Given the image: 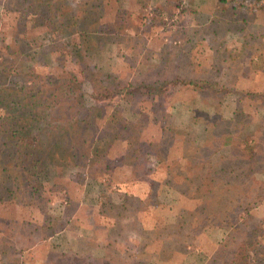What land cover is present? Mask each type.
<instances>
[{
  "label": "rangeland",
  "instance_id": "rangeland-1",
  "mask_svg": "<svg viewBox=\"0 0 264 264\" xmlns=\"http://www.w3.org/2000/svg\"><path fill=\"white\" fill-rule=\"evenodd\" d=\"M22 1L0 0V13L3 8L13 13ZM77 1L69 0V6L74 9ZM96 1L100 6L92 32L99 34L100 18L106 15L107 5ZM128 1L121 0L122 5H130ZM140 3L147 12L143 34H104L92 37L79 49L86 102L93 101L88 98L95 91L92 82L101 77L102 83L107 82L104 77L110 72L123 73L125 83L154 80L150 83L159 92L157 107H164L170 124L195 140L191 145L196 151L190 157L205 162L220 189L210 198L185 181L177 187L163 184L147 202L127 183L96 181L90 185L86 180L76 187L71 185L75 197L71 201L64 200L63 191L50 200L44 193H31L27 209H16L19 215L27 216L23 224L12 222L10 203L0 201V249L8 245L11 252L2 251L0 262L47 264L51 259V264H220L218 244L234 226L254 230L260 225L264 232V134H257L254 128L259 121L260 131L264 129V0H185L187 8L182 9L176 6V0ZM55 22L64 31L63 36L44 40L26 65L49 69L58 63L52 53L68 48L74 28L69 14L57 16ZM165 76L175 83H168ZM111 79L108 76V81ZM149 104L146 101L145 108ZM238 104L245 118L251 120L239 129L235 120ZM105 108L106 117L95 135L94 148L98 151L113 143L125 118L132 114L119 95L107 100ZM135 119L132 116L130 120ZM207 120L215 128L211 136L207 135ZM241 133L256 151L252 168L249 160L237 154V142L224 144L219 137L228 134L238 140ZM151 148L148 158L154 161L158 159L153 154L156 148ZM111 149L114 151L113 146ZM118 151L125 152V148ZM57 152V145L52 143L43 158L27 161L25 167L36 165L49 183L76 177V168L62 164ZM168 154L181 157L176 149ZM4 155L5 149L0 147V168L5 166ZM241 163H246L244 175L236 172V165ZM59 166H64L60 175L56 171ZM128 172L122 178H130ZM254 196L259 204L244 212L243 207L251 205ZM104 201L116 206L123 202L128 207H123L120 214L115 205H107L108 210H114L106 215L93 212ZM193 206L195 213L185 210ZM228 209L229 215L225 213ZM44 214L61 215V226L52 233V229L43 231L33 226L32 221L38 223ZM257 235L260 241L262 236Z\"/></svg>",
  "mask_w": 264,
  "mask_h": 264
},
{
  "label": "trees",
  "instance_id": "trees-1",
  "mask_svg": "<svg viewBox=\"0 0 264 264\" xmlns=\"http://www.w3.org/2000/svg\"><path fill=\"white\" fill-rule=\"evenodd\" d=\"M68 1L23 0L13 13L4 8L0 13V147L5 149V166L0 168V201L11 204L8 203L9 214H13V217L9 216L10 220L18 224L28 221L27 216L19 215L16 209H27L26 200L31 193H44L50 200L60 197L63 191L66 195L64 200L71 201L75 198L71 185L76 187L86 180L90 185L96 181L108 185L114 182L127 183L137 188L147 202L149 195L157 194L161 185L177 187L183 181L193 184L190 186L202 191L207 197H215V190L220 188L216 180L210 177L209 167L204 161L190 157L196 151L191 145L195 140L170 124L164 107H157L159 92L150 83L154 80L125 83L123 73L110 72L108 76L111 80L108 81L106 76L105 83H102V77L99 80L97 78L98 82H92L95 91L88 98L93 101L86 102V91L82 88L86 77L80 64L79 49L92 37H102L104 34L109 37L120 33L130 37L143 34L147 14L144 4L140 3L141 0H129L130 5L123 6L121 0H101L107 8L106 15L100 18L103 34H98L92 29L100 3L96 0H80L72 9ZM184 1L176 0V6L187 8ZM63 14L72 17L74 37L68 42L66 50L52 53L58 63L49 69L26 65L25 61L33 60V54L37 53L44 40L63 36L64 31L55 22L56 17ZM166 79L168 83L170 80L175 83L172 78ZM116 95H119L125 108L132 112L131 118L133 116L136 119L131 121L130 117L125 118L113 143L106 150L98 151L94 148L95 135L106 117L107 100ZM146 101L150 106L145 108ZM235 120L238 129L240 125L245 127L243 122L246 120L247 125L251 122L245 118L240 104L236 106ZM260 126L259 121H256L255 132L264 134ZM214 129L211 121L207 120V135L211 136ZM219 137L224 144L237 142V154L243 160H249L252 168L256 151L247 143L244 133L238 140L228 134ZM52 143L58 147L57 159L64 165L76 168V177L71 180L58 178L49 183L36 165L25 167L27 161L33 163L43 158L45 150ZM151 146L156 148L153 154L158 157L154 161L148 158ZM121 147L125 148V152H116ZM175 149L181 157L169 156V150ZM236 166L237 174H246V163ZM63 167L56 168L58 175L62 173ZM126 172L130 178H122ZM178 189L181 188L178 186ZM252 199L251 205L243 207L244 212H250L252 207L259 204L257 197ZM195 202L198 203V200ZM100 203L98 210L93 209V212L100 211L106 215L107 211L114 210H108L110 207L107 205L115 204L105 201ZM116 207L115 211L120 214V210L128 206L122 202ZM185 210L195 213L194 206ZM225 213L231 214L229 209ZM241 214L242 211L237 216ZM230 218L233 219V216L230 215ZM35 224L36 228L43 231L52 229V233L61 226L62 216L44 214L38 223L32 221V225ZM257 234H261L263 241L257 240ZM3 248L0 253L11 254L7 250L8 245ZM217 249L222 254L220 264H264V232L260 225L254 230L236 225L231 233L228 232L220 240ZM0 264H5L4 260Z\"/></svg>",
  "mask_w": 264,
  "mask_h": 264
},
{
  "label": "crops",
  "instance_id": "crops-1",
  "mask_svg": "<svg viewBox=\"0 0 264 264\" xmlns=\"http://www.w3.org/2000/svg\"><path fill=\"white\" fill-rule=\"evenodd\" d=\"M85 250H86V248H84ZM51 251V250H50ZM49 250L46 252V256H48V254H49V252H50ZM45 263H47V264H51V263H53L52 262V260L50 259V260H46V262Z\"/></svg>",
  "mask_w": 264,
  "mask_h": 264
}]
</instances>
